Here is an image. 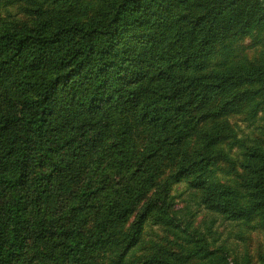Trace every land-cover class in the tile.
<instances>
[{
	"label": "trees",
	"instance_id": "16d2710c",
	"mask_svg": "<svg viewBox=\"0 0 264 264\" xmlns=\"http://www.w3.org/2000/svg\"><path fill=\"white\" fill-rule=\"evenodd\" d=\"M260 30L264 0H0V264H243L204 235L129 255L181 183L264 231V145L222 167L226 119L264 112V51L213 63Z\"/></svg>",
	"mask_w": 264,
	"mask_h": 264
},
{
	"label": "rangeland",
	"instance_id": "374dc122",
	"mask_svg": "<svg viewBox=\"0 0 264 264\" xmlns=\"http://www.w3.org/2000/svg\"><path fill=\"white\" fill-rule=\"evenodd\" d=\"M6 11L20 23L26 21L18 4L5 8L4 16ZM263 51L264 30H260L250 36L229 39L226 48L219 51L213 63L220 66L232 60L253 62L259 59ZM255 106L245 107L226 119L232 130V140H238L239 144L231 151H227L229 148L226 147L228 160L222 166L224 169H235L234 161L239 157L241 144L245 147L264 145V112L253 109L257 107ZM234 173L227 179H237ZM169 199L171 209L176 211L174 221L170 226H165L159 220L150 218L144 226L138 246L131 251L129 258L140 259L144 255L167 250L183 253L178 243L190 247L187 246V241H192L194 236L204 235L212 249L224 251L231 262L264 264V231L260 228L258 220L249 224L234 222L209 211L200 205V193L195 192L186 183L174 185ZM113 255L115 251H108L103 257L105 261L102 262L110 263Z\"/></svg>",
	"mask_w": 264,
	"mask_h": 264
}]
</instances>
